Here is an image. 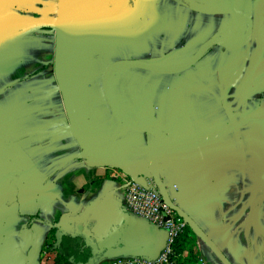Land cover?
Segmentation results:
<instances>
[{
	"label": "crops",
	"instance_id": "1",
	"mask_svg": "<svg viewBox=\"0 0 264 264\" xmlns=\"http://www.w3.org/2000/svg\"><path fill=\"white\" fill-rule=\"evenodd\" d=\"M195 1L237 12L0 0V264H51L57 224L86 206L123 225L124 177L152 180L167 202L158 169L232 264H264V0ZM209 41L181 72L126 64L179 69ZM109 69L112 102L137 128L112 110ZM205 247L203 264H222Z\"/></svg>",
	"mask_w": 264,
	"mask_h": 264
},
{
	"label": "water",
	"instance_id": "2",
	"mask_svg": "<svg viewBox=\"0 0 264 264\" xmlns=\"http://www.w3.org/2000/svg\"><path fill=\"white\" fill-rule=\"evenodd\" d=\"M188 2L198 11L205 14H219L237 12V10L224 9V10H206L202 8L195 0H188ZM239 12V11H238ZM250 38V30L244 40L246 44ZM220 43V41H209L201 50L182 68L174 70H162L151 67L145 64L134 62H126L160 73H177L190 68L201 56L202 52L210 45ZM110 69L105 75V86L109 103L115 114L128 126L137 128L128 122L116 109L108 90V76ZM166 138V136L159 131L148 130ZM162 169L156 172L157 185L167 200V204L176 213L180 214L181 219L189 226L200 240L215 254L222 264H232L218 246L204 233V231L186 214L178 210L170 201L166 188L163 186L159 178V173ZM100 214L94 211L92 206H86L81 211L76 212L75 215L70 216L69 219H64L57 224L56 245L54 248L61 246L64 236L76 235L82 237L87 246L91 248L92 255L86 263L80 262L79 264H97L99 259L98 253L104 252L102 257L115 258L119 256H144L151 259H156L164 249L168 235L166 232L156 229L149 222L132 216L128 213V217L124 220L123 225L114 227L106 225L102 222Z\"/></svg>",
	"mask_w": 264,
	"mask_h": 264
},
{
	"label": "built area",
	"instance_id": "3",
	"mask_svg": "<svg viewBox=\"0 0 264 264\" xmlns=\"http://www.w3.org/2000/svg\"><path fill=\"white\" fill-rule=\"evenodd\" d=\"M124 180L125 203L129 213L149 222L156 229L166 232L168 238L164 249L156 259L144 256H119L105 264H171L173 245L179 235L185 231L186 223L166 203L152 180H149L147 184L129 180L126 177ZM55 253L54 247L48 245L42 255L51 264H58ZM200 264H203V261Z\"/></svg>",
	"mask_w": 264,
	"mask_h": 264
},
{
	"label": "trees",
	"instance_id": "4",
	"mask_svg": "<svg viewBox=\"0 0 264 264\" xmlns=\"http://www.w3.org/2000/svg\"><path fill=\"white\" fill-rule=\"evenodd\" d=\"M200 244L204 243L186 225L185 231L179 235L173 245L171 264H200L202 261ZM54 250L57 254L56 261L58 264L86 263L92 255L91 248L86 245L82 237L76 235L64 236L61 246L54 248Z\"/></svg>",
	"mask_w": 264,
	"mask_h": 264
},
{
	"label": "rangeland",
	"instance_id": "5",
	"mask_svg": "<svg viewBox=\"0 0 264 264\" xmlns=\"http://www.w3.org/2000/svg\"><path fill=\"white\" fill-rule=\"evenodd\" d=\"M205 250H206L207 253H209V254L211 253L207 247H205ZM108 260H110V258H106L104 260H101L99 262V264H105Z\"/></svg>",
	"mask_w": 264,
	"mask_h": 264
},
{
	"label": "flooded vegetation",
	"instance_id": "6",
	"mask_svg": "<svg viewBox=\"0 0 264 264\" xmlns=\"http://www.w3.org/2000/svg\"><path fill=\"white\" fill-rule=\"evenodd\" d=\"M103 255H104V252L103 251H101L100 253H98L97 257H98L99 261H98L97 264H99V262L102 260V256Z\"/></svg>",
	"mask_w": 264,
	"mask_h": 264
}]
</instances>
